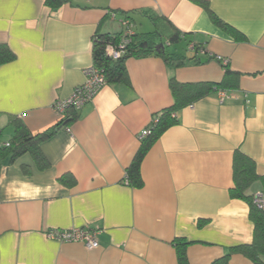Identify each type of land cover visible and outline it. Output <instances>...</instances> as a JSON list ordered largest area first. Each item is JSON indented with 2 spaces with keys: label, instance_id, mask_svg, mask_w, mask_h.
<instances>
[{
  "label": "crops",
  "instance_id": "crops-1",
  "mask_svg": "<svg viewBox=\"0 0 264 264\" xmlns=\"http://www.w3.org/2000/svg\"><path fill=\"white\" fill-rule=\"evenodd\" d=\"M126 18L136 33L158 30V43L175 28L204 51L179 67L128 57L126 78L105 85L69 133L53 104L85 81L94 35L122 33ZM0 43L16 55L0 65V264H179L177 238L192 242L190 264H212L253 242L250 205L231 190L236 151L264 177V0H0ZM219 55L237 85L175 111L179 122L143 158V186L129 185L142 132L174 106L171 78L221 82ZM18 126L34 138L1 146ZM86 226L101 229L96 249L47 234ZM229 264L253 263L233 252Z\"/></svg>",
  "mask_w": 264,
  "mask_h": 264
},
{
  "label": "trees",
  "instance_id": "trees-1",
  "mask_svg": "<svg viewBox=\"0 0 264 264\" xmlns=\"http://www.w3.org/2000/svg\"><path fill=\"white\" fill-rule=\"evenodd\" d=\"M66 1L67 0H45V3L53 9H57ZM204 5L210 11L212 19L215 22L225 24L210 10L207 4ZM157 36H161L158 30L147 33H136L134 31V34L127 37L125 47L126 53L120 59L113 60L107 55V46L112 44L116 48H119L121 39L124 37L123 33L111 34L97 32L93 38L94 63L104 70L108 83H116L124 80L127 76L126 60L128 57L144 56L155 53L156 55L164 57L167 63L179 67L191 60H196V54L199 53V50L202 48L198 43L194 42L188 34L182 33L174 28V31L167 36V43L169 44L166 45V42H164L165 49L157 51ZM191 43H195V49L193 51L189 49ZM188 52H193L195 54L189 56ZM15 58L16 55L14 51L7 44L0 43V65L8 63ZM224 68L226 69V77L221 82L181 83L178 82L175 77L171 78V87L175 98L174 106L156 114L158 122L153 126L151 133L143 139L134 160L127 168L126 179L129 185L135 187L143 186L144 181L141 175L143 158L160 136L168 128L179 122L175 111L184 108L209 93L225 90L229 86L237 85V82H232V80L238 76V73L231 70L228 66ZM75 115V112H71L65 121L58 122V126L64 127L68 125L70 121L75 118ZM17 132L18 135L9 142V146H5L4 148H12L14 144L16 145V140L20 136H23L24 143L34 138L30 135L28 137L27 134L22 135L21 126H18ZM51 133L52 130L49 129L44 133H40L39 136L40 138H46ZM25 138L27 139L26 141ZM19 145L20 144H18V146ZM258 180L264 181V177L258 175L256 162L241 151H236L234 157V187L231 190V196L242 199L250 205V217L255 224V231L254 240L251 244L235 246L232 248L231 252H239L246 255L253 264H264V212L254 204V192L251 191L252 185ZM191 243L192 242L182 238L174 240L179 264H190L187 248ZM232 253L225 255L212 264H229V258Z\"/></svg>",
  "mask_w": 264,
  "mask_h": 264
},
{
  "label": "built area",
  "instance_id": "built-area-1",
  "mask_svg": "<svg viewBox=\"0 0 264 264\" xmlns=\"http://www.w3.org/2000/svg\"><path fill=\"white\" fill-rule=\"evenodd\" d=\"M123 25V39H121V45L116 48L114 45L109 44L107 46V55L113 59L118 60L126 53L127 37L134 34L133 22L129 19L122 20ZM190 50L195 49V43L189 45ZM204 51L201 48L199 52ZM223 67L228 66L229 60L223 56H216ZM85 81L77 85L72 93L65 98L57 99L53 104V109L58 116V121H65L71 112L78 113L86 104L93 101L100 90L108 84L106 74L103 69L98 67L95 63L85 69ZM220 98L224 99L227 96L225 90H219ZM158 122V117L152 120V123L142 132V137L148 136L153 126ZM64 128L72 133V129L69 125H65ZM1 146H9V142L3 143ZM254 204L264 212V189L254 193ZM101 229L98 227H74L71 229H52L47 232L48 236L52 239H56L62 242H80L83 243L87 249H96L100 246L99 235Z\"/></svg>",
  "mask_w": 264,
  "mask_h": 264
},
{
  "label": "rangeland",
  "instance_id": "rangeland-1",
  "mask_svg": "<svg viewBox=\"0 0 264 264\" xmlns=\"http://www.w3.org/2000/svg\"><path fill=\"white\" fill-rule=\"evenodd\" d=\"M134 31L136 32V30L134 29ZM262 182H256L254 185H253V187H252V191L253 192H256L257 190H259V189H261V187H262V184H261Z\"/></svg>",
  "mask_w": 264,
  "mask_h": 264
},
{
  "label": "water",
  "instance_id": "water-1",
  "mask_svg": "<svg viewBox=\"0 0 264 264\" xmlns=\"http://www.w3.org/2000/svg\"><path fill=\"white\" fill-rule=\"evenodd\" d=\"M164 49H165V44H164L163 42L158 43V44L156 45V50H157V51H161V50H164Z\"/></svg>",
  "mask_w": 264,
  "mask_h": 264
}]
</instances>
